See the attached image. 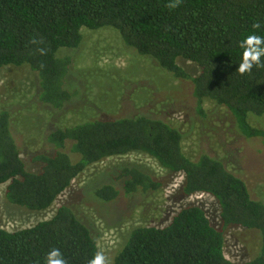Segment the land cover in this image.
<instances>
[{
    "label": "trees",
    "instance_id": "1",
    "mask_svg": "<svg viewBox=\"0 0 264 264\" xmlns=\"http://www.w3.org/2000/svg\"><path fill=\"white\" fill-rule=\"evenodd\" d=\"M105 28L116 30L126 46L176 79L191 80L202 118L206 105L225 109L242 135L260 139L264 146V128L251 120L264 116V67L238 72L239 42L251 34L264 36V0H0V71L30 68L39 77L40 101L62 112L76 93L68 86L72 58L60 52L77 49L84 29ZM180 59L198 65L200 73L190 76ZM48 141L55 153L36 155L40 171L28 170L12 115L0 111V186L7 184L11 204L31 212L45 210L89 167L139 152L183 175L184 195L213 196L224 227L257 230L262 239L255 259L232 262L225 255L224 232L201 207L188 206L166 226L135 229L111 264H264V203L253 199L246 183L222 161L209 155L192 160L184 150L183 132L168 121L147 114L94 118L58 128ZM120 178H126L128 194L162 187L135 168L123 169ZM94 194L110 202L119 193L106 185ZM54 248L66 264H89L100 253L97 239L68 206L29 228L0 227V264H47Z\"/></svg>",
    "mask_w": 264,
    "mask_h": 264
},
{
    "label": "rangeland",
    "instance_id": "2",
    "mask_svg": "<svg viewBox=\"0 0 264 264\" xmlns=\"http://www.w3.org/2000/svg\"><path fill=\"white\" fill-rule=\"evenodd\" d=\"M72 58L68 86L75 97L62 112L40 101V81L28 67L8 66L0 71V111L12 115L13 132L28 170L39 172L34 162L38 154L53 155L56 147L48 141L51 132L94 118L114 119L147 114L178 127L185 136L184 150L192 159L209 155L224 163L247 185L253 199L264 203V146L260 139L246 138L236 127L231 113L206 105L207 116L198 115L194 85L189 79H176L159 68L158 63L140 56L124 44L111 28L83 30V41L75 50L59 54ZM179 65L192 77L198 65L184 59ZM264 128V116L252 118ZM125 168H135L161 182L159 191L128 194ZM184 176L164 169L155 159L134 152L105 159L89 167L49 208L29 211L6 198L7 184L0 186V227L8 231L29 228L50 219L59 208L70 207L98 241L100 253L111 264L124 248L131 233L146 226H166L181 209L201 207L211 224L224 232L225 255L242 263L255 259L262 239L257 230L238 226L224 227L218 201L209 194L186 196ZM112 185L116 199L99 200L95 190Z\"/></svg>",
    "mask_w": 264,
    "mask_h": 264
},
{
    "label": "clouds",
    "instance_id": "3",
    "mask_svg": "<svg viewBox=\"0 0 264 264\" xmlns=\"http://www.w3.org/2000/svg\"><path fill=\"white\" fill-rule=\"evenodd\" d=\"M173 7L175 5H172ZM259 28V25H255ZM242 49L238 72L245 74L250 72L253 67H264V36L251 34L246 36L238 44ZM47 264H66L59 249H52L47 254ZM89 264H107L106 257L102 253H97Z\"/></svg>",
    "mask_w": 264,
    "mask_h": 264
}]
</instances>
